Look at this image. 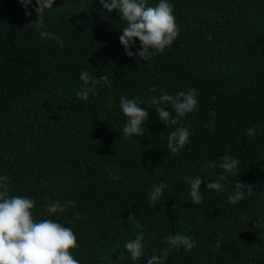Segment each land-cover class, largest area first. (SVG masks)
Segmentation results:
<instances>
[{
    "label": "trees",
    "instance_id": "trees-1",
    "mask_svg": "<svg viewBox=\"0 0 264 264\" xmlns=\"http://www.w3.org/2000/svg\"><path fill=\"white\" fill-rule=\"evenodd\" d=\"M169 2L179 36L138 64L119 40L127 22L99 0H55L46 10V30L63 47L41 39L35 0L30 16L19 0H0V176L9 178L10 195L36 201L34 219L73 230L79 264H147V257L133 262L124 247L140 232L151 245L146 255H158L169 234L195 240L190 251L173 250L166 264H264V0ZM139 47L137 40L130 50ZM82 71L98 80L87 101L75 94L84 86ZM190 88L198 110L177 125L167 128L155 106L142 104L149 111L145 134H123L121 96L148 100ZM181 126L191 142L171 154L168 134ZM254 126L256 135H246ZM225 153L241 162L234 175L219 167ZM220 174L227 191H209L206 184ZM196 176L200 205L188 182ZM238 180L245 198L231 204ZM161 182L167 187L152 207L148 193ZM54 201L75 206L48 216L45 205Z\"/></svg>",
    "mask_w": 264,
    "mask_h": 264
},
{
    "label": "clouds",
    "instance_id": "clouds-1",
    "mask_svg": "<svg viewBox=\"0 0 264 264\" xmlns=\"http://www.w3.org/2000/svg\"><path fill=\"white\" fill-rule=\"evenodd\" d=\"M99 2L108 12L117 10L120 19L127 22L119 40L125 54L129 58H135L138 64L141 60L146 62L154 55L163 54L179 36V27L175 22L173 5L169 0H159L155 7L147 6V0H99ZM19 3L25 9V16H30L31 12L28 9L33 4V0H19ZM54 3L55 0H35L33 10L37 18L33 23L41 39L55 40L63 47V40L54 33L47 31L44 23L45 12L51 9ZM137 40L140 47L133 52L130 49L135 47ZM80 80L83 81L84 86L75 94L78 99L87 101L90 93L95 94L98 80L87 71L81 72ZM99 80L111 87L108 75L101 76ZM151 91L155 93L156 86H153ZM197 97L198 92L195 88H190L187 92L178 91L174 96L167 93H161L159 96L153 95L148 100L141 97L129 99L126 96H121L119 107L127 118L122 130L123 134L128 137L145 134V122L149 119V111L141 107L142 104L155 106V113L159 120L168 128L177 125L180 118L198 110ZM164 104L170 105L174 109L175 117L162 106ZM211 115L214 119L215 112ZM209 130L212 129L209 128ZM191 135V131L183 126L171 130L167 137L168 151L171 154H179L185 145L191 142L189 139ZM246 135H256L255 126L250 128ZM220 160L219 167L226 173L233 175L241 163L227 153L220 157ZM206 166L216 167L215 163L212 162ZM109 176L113 179H119L112 173H109ZM226 180L227 177L220 174L215 180L207 183L206 187L209 191L226 192ZM188 182L191 187L192 203L195 205L202 204L204 199L200 191L202 179L196 176ZM244 186L245 184L237 181L235 191L227 196L229 203L236 204L244 200ZM166 187L167 185L163 182L152 186V190L148 193L150 206H156ZM247 195H252L250 188ZM35 206L36 201L28 196L10 195L9 178L6 175L0 176V264H79V261L72 254L74 250L79 248L73 230L53 219H34L33 209ZM74 206V201H65L63 204L54 201L45 205V213L52 216L63 213L67 208ZM79 218L77 214L76 219ZM128 220L133 221L136 228L140 227L134 214H130ZM164 243L166 247L160 249L158 255H146L145 248L146 246L151 247V245L146 243L144 233L140 232L134 240L127 242L124 247L133 262H139L142 257H147V264H166L169 254L173 250L183 248L185 251H190L195 247L196 242L186 235L169 234ZM220 244L221 241H216L217 250ZM153 252L155 253V249Z\"/></svg>",
    "mask_w": 264,
    "mask_h": 264
}]
</instances>
